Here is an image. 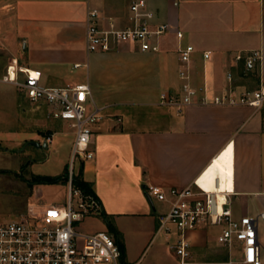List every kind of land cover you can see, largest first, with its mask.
<instances>
[{"label": "crops", "instance_id": "0c3cea01", "mask_svg": "<svg viewBox=\"0 0 264 264\" xmlns=\"http://www.w3.org/2000/svg\"><path fill=\"white\" fill-rule=\"evenodd\" d=\"M133 1L10 0L1 32L7 35L9 54L22 66L40 70L46 87L89 85L88 107L100 109L90 143L94 157L72 162L71 155L66 176L82 170L84 180L92 184L103 211L122 238L125 263L179 264L173 248L180 239L179 231L173 227L167 233L159 228V217L169 210L170 203L150 199L146 188L155 185L169 191L193 187L214 160L232 147L229 199L234 217L264 214V105H162L161 94L180 93L182 84L175 31L184 33L183 44L196 49L191 75L193 86L201 90L200 97L223 93L230 86L229 74L236 94L258 90L264 85V0H146L156 22L173 28L162 37L160 52H142L127 43L111 52H88L87 12L97 10L102 27L112 20L118 28H126L131 25ZM253 51L261 52L262 61L247 71L245 63L235 57ZM206 52H210L209 58L204 57ZM21 95L17 101L30 118H26L30 124L23 129L26 133L0 130V143L11 149L25 141L43 140V130L53 137L60 133L57 119L48 117L54 106L35 104ZM70 127L66 121V128ZM32 128L34 131L29 130ZM3 151L7 153L0 147V156ZM10 172L0 167V177ZM21 178L16 192L0 189V197L13 199L11 206L0 207L1 220L17 219L30 209L43 210L65 202L57 201L52 191L60 187L67 195V183L30 184ZM87 221V233L109 231L101 215ZM224 228V224H201L186 232L193 260L220 264L241 259L238 243L230 250L218 241ZM258 240L264 264L261 219Z\"/></svg>", "mask_w": 264, "mask_h": 264}, {"label": "built area", "instance_id": "2783aa9c", "mask_svg": "<svg viewBox=\"0 0 264 264\" xmlns=\"http://www.w3.org/2000/svg\"><path fill=\"white\" fill-rule=\"evenodd\" d=\"M131 25L118 28L110 20L107 27L99 23L97 10H89L86 16V46L90 53L111 52L121 44L136 45L142 52L158 53L162 37L173 31L167 23H157L156 14L148 7L146 0H135L130 6ZM179 40L180 93L164 92L160 96L162 105L185 107L188 105L249 106L261 108L264 105V85L258 90L236 94L228 75L230 86L212 98L200 97V91L192 84L191 65L196 51L191 44H183L184 33L175 31ZM205 58L210 52L204 53ZM235 59L243 61L247 71L255 69L262 61L260 51L247 55L238 54ZM1 82L17 87L27 99L35 104L54 106L48 115L53 119L68 121L74 129L72 162L76 159L90 160L93 125L100 119V109H90L91 90L88 84H69L63 88L46 87L42 84V72L20 64L17 58L9 63ZM50 140V138H48ZM203 175L193 187L166 191L150 185L146 194L150 199L169 202V210L159 217V228L171 233L175 227L180 234L173 247L179 264H199L193 260L191 245L185 234L201 224L225 225L218 241L230 250L240 245L241 259H230L220 264H262L261 246L258 240V222L264 221V214L257 218L234 217L227 191L220 196L208 191L200 184ZM102 206L92 195L83 192L72 183L69 175L67 195L62 205H50L43 210L30 209L25 215L8 222L0 219V264H126L124 252L110 231L81 233L76 223L86 218L100 216Z\"/></svg>", "mask_w": 264, "mask_h": 264}, {"label": "rangeland", "instance_id": "374dc122", "mask_svg": "<svg viewBox=\"0 0 264 264\" xmlns=\"http://www.w3.org/2000/svg\"><path fill=\"white\" fill-rule=\"evenodd\" d=\"M9 1L0 0V76L4 74L11 59H13V56L9 54L8 48L10 44L6 40L7 35L1 32L4 17L7 14L6 5ZM20 95L21 92L17 87L0 82V130L3 133L14 131L17 134L26 133L23 129L30 123L26 120L28 117L23 113L25 106L20 107L17 101ZM30 108H32L31 104L29 105ZM55 122L59 124L60 133L55 137L51 136L50 140H48L47 133L50 131L43 130L40 134L43 140L38 141L41 145L40 147L33 145L30 141H25L15 149H11L10 146L0 143V147L7 150V153L3 151L0 156V167H7L11 171L8 176L0 177V189L8 190L9 193L16 192L19 189L21 177L25 180L27 178L26 181L31 184V182H34L32 179L36 177L60 173L64 175L66 172V162L70 164L71 161L74 129L71 127L66 128V121L64 120L57 119ZM29 130L34 131V128ZM36 132H39V130ZM42 141L47 142L49 146L45 148ZM64 184H66V178L63 177L62 184L60 185ZM52 196L57 201L64 202L66 191L63 188L55 187L52 191ZM11 203H13L11 196L0 197V207H8ZM87 219L90 218H86L82 222L75 224L77 231L87 233L86 228L89 226L85 224L86 222L89 223ZM10 220L12 219H3L6 222Z\"/></svg>", "mask_w": 264, "mask_h": 264}, {"label": "bare ground", "instance_id": "6f19581e", "mask_svg": "<svg viewBox=\"0 0 264 264\" xmlns=\"http://www.w3.org/2000/svg\"><path fill=\"white\" fill-rule=\"evenodd\" d=\"M208 191H216L222 196L233 187V150L232 147L221 153L203 174L200 181Z\"/></svg>", "mask_w": 264, "mask_h": 264}, {"label": "trees", "instance_id": "16d2710c", "mask_svg": "<svg viewBox=\"0 0 264 264\" xmlns=\"http://www.w3.org/2000/svg\"><path fill=\"white\" fill-rule=\"evenodd\" d=\"M47 134H48L47 135L48 137L51 136V135H49L50 133H47ZM63 177L66 178V183L68 184L69 175L67 174V176H66V172L64 173V175H59V176L36 177L33 181L36 182V183H40V184H62ZM72 183H73L74 186L80 188L83 192L94 196L99 201L97 195L95 194V192L93 190L92 184L84 180L82 170L80 171V173L78 175H73L72 176ZM64 185H66V184H64ZM101 218L107 224V226L109 228V231L111 232V234L114 235L117 243L119 244V246L121 247V249L125 253V247H124V243L122 241V238H121L118 230L116 229L115 225L113 224L112 220L103 211V209H102V212H101Z\"/></svg>", "mask_w": 264, "mask_h": 264}, {"label": "water", "instance_id": "95a60500", "mask_svg": "<svg viewBox=\"0 0 264 264\" xmlns=\"http://www.w3.org/2000/svg\"><path fill=\"white\" fill-rule=\"evenodd\" d=\"M32 144H33V145H35V146H38V147H40V146H41V145H40V143H38V142H32ZM44 147L46 148V147H47V145L45 144V145H44Z\"/></svg>", "mask_w": 264, "mask_h": 264}]
</instances>
